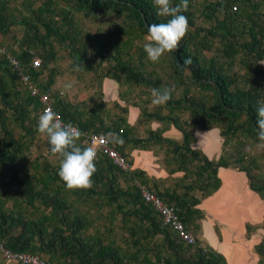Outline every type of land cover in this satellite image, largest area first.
Here are the masks:
<instances>
[{
    "label": "trees",
    "instance_id": "1",
    "mask_svg": "<svg viewBox=\"0 0 264 264\" xmlns=\"http://www.w3.org/2000/svg\"><path fill=\"white\" fill-rule=\"evenodd\" d=\"M51 1L48 0L44 8L41 6V8L32 9L35 19L43 23L47 31L43 38H36L44 47L47 44L46 39L50 37L64 43L67 41L64 34H58L59 30L53 28V19H50L48 23L43 21L44 13L55 14L54 10L48 9ZM63 1L77 13L93 14L97 11L113 10L118 14H125L131 19V30L136 28L147 35L149 25L166 22L167 19L157 15L153 0ZM179 3L180 0H173L174 5ZM191 4L188 0V9L182 13L188 18L189 26L196 25ZM233 5L236 6V10L232 8ZM4 9L5 6L1 5L0 29L2 31H5L9 25L3 15ZM204 9L208 18L217 20L216 25L209 29V33L212 37L221 35L220 41L223 43L224 54L233 57L241 47L250 58L254 59L255 63L264 60V0H215L205 4ZM63 18L69 25V19L65 16ZM30 30L35 32L34 35L37 33L36 26H31ZM196 35L197 31L188 32L179 48L168 54L171 56L176 77H182L185 72H188L192 84L195 83L201 89L214 93L215 100L211 107L206 108L204 103L200 105V112L207 119L206 127L201 129L216 127L217 121L222 117L239 121L242 115H245L252 132L258 135L257 106L258 102H264V69L254 65V70H252L250 66H246L250 75L242 80L247 85L242 88L240 81L228 75L214 61L206 62L197 52H192L191 46H196V43L203 47L207 46L205 40L196 42L194 40ZM245 37L249 38V41L239 44V39H245ZM76 41L77 38L68 44L75 55L72 65L79 68L87 66L90 62L85 61L88 53L86 44L80 47ZM23 43L28 46L32 43L36 46L32 40L27 39L22 43L14 42L15 47L20 49L18 52L15 53L14 49L10 48L9 50L24 72L29 75L33 87L49 94L54 112L60 115L62 122L67 125L71 124L82 132L83 135L77 142L79 146H89L87 139L94 134L112 133L115 134L112 144L127 160L128 154L123 152V148L129 143L141 150H148L151 146L164 149L168 165L174 166L173 173L181 172L182 177L175 179L173 185L164 190H159L156 183H153L149 189H153L155 195L164 203L177 209V214L185 224L187 231L194 225L197 215L199 218L204 217L202 210L196 208L201 198L211 195L219 188L221 181L217 174L220 167H232L244 172L249 180L250 190L264 200V185L255 186L247 170L236 164L231 165L225 153H221L216 159H210L201 150L192 149L196 124L192 126L187 121L181 123L178 116L163 113L164 109L162 112L160 109L150 112V110H145L144 106L138 108L136 104H131L140 111L138 125L161 122L166 128L173 126L183 135L181 141L178 142L162 136L166 128L161 131L149 129L147 135H139L138 125H131L128 122V107L126 110L117 105L118 103H114V106L126 112L127 118L122 114L112 113L106 108L105 102L99 98L100 95L97 98L89 97L87 100L82 98L80 104H70L52 91L56 83V72L52 71L45 80L41 78L42 70L54 60L53 50H47L41 55L40 66L36 68L32 65L34 60L32 53L29 49L22 47L25 45ZM95 43L97 47L91 52L92 57L98 58L100 62L107 59L115 60L116 64L120 65L121 71L126 72L125 80L137 85H149L144 70L137 71L134 66H129L128 62L122 61L117 55H110L108 50L111 46L108 41L96 39ZM1 56L0 101L6 109H11L17 114V120L26 131L25 135L32 138L33 135L39 133L37 131L38 121L34 120L29 126L25 120L26 110L31 105L35 115L41 116L42 107L38 98L30 94L28 86L22 84L17 70L10 66L4 55ZM142 56L143 54H140V57ZM186 59H191L192 63L185 65ZM113 68L115 71L120 70L116 66ZM109 75L105 74L101 78L108 77L119 81V76L113 73ZM100 80L98 85L101 90ZM158 83V81L155 82L153 89H157ZM180 106V100L173 101L171 98L165 105V109L173 112L175 109H180ZM3 112L4 110H0V126L6 132L8 140L0 144V241L6 247L14 251L37 255L50 264H183L175 252L196 246L195 259L187 264H226L224 257L214 249L200 246L197 241L194 246H188L182 242L178 233L163 224L161 215L152 205L141 198L138 188L124 189L121 187L118 177L124 174L123 170L119 169L105 153L100 152L97 156V171L93 176L94 184L103 185L105 191L103 199L98 202L97 192L92 188L88 190L67 189L58 175L59 167L50 170L47 168L43 174L20 171V157H22L24 143L13 136V131L9 128ZM192 113L193 115L198 114L195 109ZM229 129L238 131V127L233 124L229 126ZM130 172L134 178L148 186L147 181L149 180L144 172L134 169ZM12 186L15 189L10 192ZM150 191L154 194L152 190ZM194 191H200L201 196H194ZM11 193L14 196L8 197ZM70 193L77 199L68 201ZM123 195L126 198L125 203L118 201ZM86 196L94 200L95 208H99L104 203L115 208L108 212L120 211L123 217V229H127L128 236L112 235L114 232L112 225L107 232L104 228L106 225L95 224V218L93 220L89 218L88 211L82 210L80 206L86 201ZM10 199H12V204L9 206ZM29 209L31 210L27 213ZM134 217L139 219L136 224L131 220ZM198 226L199 224L194 226L195 230L199 229ZM65 227L67 231H70V236L63 234ZM247 229L250 234L252 227L249 226ZM16 230H18L17 233H15ZM90 230H95L94 235L83 238ZM255 250L260 256L261 264H264L263 243H259Z\"/></svg>",
    "mask_w": 264,
    "mask_h": 264
},
{
    "label": "rangeland",
    "instance_id": "2",
    "mask_svg": "<svg viewBox=\"0 0 264 264\" xmlns=\"http://www.w3.org/2000/svg\"><path fill=\"white\" fill-rule=\"evenodd\" d=\"M47 1L48 0H0V6H5L3 15L6 17L7 23L9 24L5 31L0 29V40L8 49H14L15 53L20 50L15 47V41H20L22 43V41L26 42L27 39L32 40L36 46H33L32 43L29 46L23 43L25 45L22 47L29 49L33 59H41L42 54L52 49L55 53L54 60L46 69L42 70L41 78L45 80L52 71L56 72V83L52 91L59 94L64 101L76 105L81 103L80 101L82 98L87 100L89 97L95 96L97 98L100 95L99 98L105 102V106L110 112L122 114L126 118V112L121 111L120 107L127 110V107L131 104H136L138 108H143L144 106L146 107L145 110H150V112L157 111V109H160L162 112V109H164L165 112L163 111V113L178 116L181 123L187 121L190 122L192 126L196 124L195 131L202 127H206L207 124H205V121H207V119L202 116L200 105L204 103L206 108L211 107L215 100L214 93L206 89H201L195 83L192 84L188 72H185L182 77H176L173 72V63L170 54L165 53L158 63L150 61L143 48L147 34L140 32L136 28L135 30H131V19L125 14H118L113 10L97 11L93 14L77 13L63 0H52L48 9L54 10L55 14L51 15L44 13L42 15L43 21L48 23L50 19H53V28L59 30L58 34H64L67 41L64 43L54 37H50L46 39L47 44L44 47L36 38H43L47 31L44 24L35 19L32 9H37V7L41 8V6L44 8V4H46ZM212 1L215 0H190L192 3L191 8L195 14L194 19L196 25L189 26L188 32L197 31V35L194 37L196 42L203 40L207 42V46L205 47L195 42L196 46H191L192 52H197L201 59L206 62L209 60L214 61L228 75L236 78L238 82L240 81V87L245 88L247 85L242 80L250 75L246 66H250L252 70H254V65L264 69V64H260L264 62V60L255 63L254 59L250 58L241 47H239V52L233 57L224 54V51H222L223 43L220 41V38H222L221 35L212 37L209 33V29L216 25L217 20L207 17L204 5ZM64 16L69 19V25L65 23ZM217 16L221 17L218 14ZM31 26H36L37 33L35 35L33 34L35 32L30 30ZM75 38H77L76 42L80 47L82 44H86L88 53L85 61L90 62L87 66L79 68L76 65H72L75 55L71 52L68 44ZM96 39L109 42L111 47L108 51L111 56L117 55L122 61L128 62L129 66H134L137 71L144 70L149 85H137L132 81L125 80L126 72L121 71L120 65L116 64L115 60L107 59L100 62L98 58L92 57L91 52L97 47L95 43ZM247 41H249L247 37H245V39H239V44ZM140 54H143V56L140 57ZM0 58H2L1 55ZM113 66L118 67L120 70L115 71ZM77 68H79L78 71L76 70ZM112 73L117 77L119 76V81L112 79L114 81L113 92L116 93L115 95L117 97L114 100L107 101L106 99L104 100L105 92L103 90V82L108 77L101 78V76ZM109 76L112 77V75ZM99 80L102 83L101 90L98 85ZM157 81L159 82L157 89L174 88L172 100L181 101L180 109H175L173 112H170L169 109H165V105L157 106L152 103V89ZM68 85H71V87H68ZM21 92L23 93V90H21ZM114 103H118L117 105L120 107L114 106ZM194 109L198 112L197 115H193L192 111ZM0 110H4L3 116L9 124V128L13 131V136L24 143V150L22 157H20V171L43 174L44 170L47 168L50 170L59 167L61 158L51 153V146L46 135L37 133L33 135L32 138H28V136L25 135L26 131L17 120V114L11 109H6L1 101ZM39 116L40 115H35L31 105L27 107L25 120L29 126H31L34 120L39 121ZM197 121L199 123H197ZM232 124L238 127V131L229 129V126ZM215 126L221 129L222 147H220V149L221 153H225L227 159L229 158L228 162L231 165L236 164V166H240L244 170H247L251 176V182H253L255 186L264 185V146L259 141L258 135L252 132V128L246 116L242 115L239 121L229 117H222L217 121ZM5 133L4 129L0 126V144L8 140ZM122 172L124 174L118 177V183L124 189L127 187H134L135 189L138 188V186L147 187L143 185L139 179L134 178L130 171ZM10 189L9 191L12 192L15 187L12 186ZM92 189L97 192V202L102 200L105 192L104 186L95 183ZM158 189L160 190L161 188L159 187ZM149 190H152L155 194L153 189ZM193 195L200 197L201 192L194 191ZM13 196L14 195L11 193L8 197ZM68 196V201L77 199V197L71 193L68 194ZM86 198V201L80 205L81 209L88 211V217L92 220L95 218V224L101 226L106 225L104 228L107 229V232L108 228L113 226L114 232L112 235L116 236L123 234V237L128 236L129 232L127 229H123V217L120 211L110 213L108 211L115 209L114 206H109L104 203L99 208H95L93 206L94 200L90 196H86ZM120 198L121 199H118V201L125 203V196L123 195ZM11 204L12 199L8 201V205L10 206ZM90 206L91 209H89ZM30 210L31 209H29L27 213ZM206 217L205 215V217L199 218L197 215L194 220V225L189 229L190 233L197 239L200 224L205 223L203 219ZM131 220H133L135 224L139 222L137 217ZM198 224L199 229L195 230L194 226ZM17 232L18 230L15 231V233ZM63 232L66 236H70V231H67L66 227L65 230L63 229ZM94 232L95 230L88 231L83 238L86 239L88 236L94 235ZM195 248L196 246L191 249H179L175 253L179 256V259L183 261V264H187L189 261L195 259ZM0 264L17 263L2 260L0 257Z\"/></svg>",
    "mask_w": 264,
    "mask_h": 264
},
{
    "label": "crops",
    "instance_id": "3",
    "mask_svg": "<svg viewBox=\"0 0 264 264\" xmlns=\"http://www.w3.org/2000/svg\"><path fill=\"white\" fill-rule=\"evenodd\" d=\"M113 82L109 78L104 80V100L110 101L117 97L113 92ZM127 115L128 122L137 126L139 109L130 105ZM164 128L166 126L161 122L140 124L138 133L144 136L149 129L161 131ZM162 136L178 142L183 138L182 133L173 126L166 128ZM221 139L219 127L197 129L191 147L201 150L210 159H216L221 154ZM123 152L128 154L132 169L142 171L148 177L149 187L156 183L164 190L171 187L175 179L182 177L181 172L173 173L174 166L168 165L164 149L159 146L141 150L129 143L123 148ZM217 175L221 181L219 188L211 195L201 198L196 207L202 210L204 217L207 216L203 219L204 224L200 222L197 243L220 253L226 264H261L255 247L261 242L264 245V200L250 190L249 180L244 172L232 167H220ZM249 226L252 227L250 234L247 229Z\"/></svg>",
    "mask_w": 264,
    "mask_h": 264
},
{
    "label": "clouds",
    "instance_id": "4",
    "mask_svg": "<svg viewBox=\"0 0 264 264\" xmlns=\"http://www.w3.org/2000/svg\"><path fill=\"white\" fill-rule=\"evenodd\" d=\"M153 3L157 15L167 19L166 22L148 26V35L145 37L143 48L148 59L158 63L165 53H171L179 48L189 31L188 18L182 14L188 9V0H180V3L175 5L173 0H153ZM191 63V59L185 60V65ZM76 70L78 71L79 68ZM173 91L174 88L152 89V103L157 106L166 105L172 98ZM257 117L258 139L264 145V102H258ZM37 131L47 135L51 153L61 158L58 175L67 189H91L94 185L93 176L97 171V151L92 146L78 145L82 132L71 124L65 125L51 110L41 114Z\"/></svg>",
    "mask_w": 264,
    "mask_h": 264
},
{
    "label": "built area",
    "instance_id": "5",
    "mask_svg": "<svg viewBox=\"0 0 264 264\" xmlns=\"http://www.w3.org/2000/svg\"><path fill=\"white\" fill-rule=\"evenodd\" d=\"M236 10V6H232ZM0 54L4 55L8 63L12 68L17 70L19 78L23 85L28 86L30 89V94L37 97L38 101L42 107V113L46 110H51L54 112V106L50 100L48 93L40 92L36 87H33L30 77L24 72V69L19 65L17 59L14 57L12 52L0 41ZM33 67L38 68L40 66L39 59H34L32 61ZM60 118V115L57 114ZM61 120V119H60ZM62 121V120H61ZM67 125V124H65ZM113 134L112 133H100L94 134L87 139L89 146H92L97 151V156L100 152L107 154L113 161V163L123 171H130L132 169L129 161L123 156L115 146L112 144ZM138 192L141 198L152 205V207L161 215V219L165 226L172 228L176 233H178L179 238L188 246H194L196 244V237L193 236L183 223L179 214H177V209L174 206L167 205L162 200H160L155 194H153L147 187L138 186ZM0 257L6 261L16 262L17 264H50L48 261L41 259L37 255H31L28 252L14 251L9 249L0 241Z\"/></svg>",
    "mask_w": 264,
    "mask_h": 264
}]
</instances>
